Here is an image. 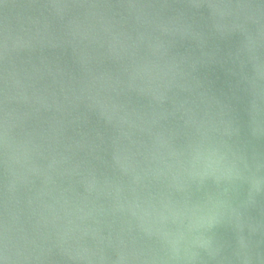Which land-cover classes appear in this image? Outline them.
<instances>
[{
    "label": "water",
    "instance_id": "obj_1",
    "mask_svg": "<svg viewBox=\"0 0 264 264\" xmlns=\"http://www.w3.org/2000/svg\"><path fill=\"white\" fill-rule=\"evenodd\" d=\"M0 264H264V0H0Z\"/></svg>",
    "mask_w": 264,
    "mask_h": 264
}]
</instances>
